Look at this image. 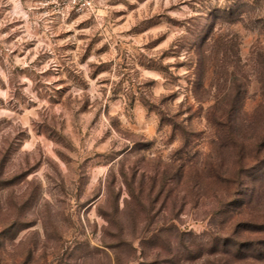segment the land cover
<instances>
[{
	"label": "rangeland",
	"instance_id": "1",
	"mask_svg": "<svg viewBox=\"0 0 264 264\" xmlns=\"http://www.w3.org/2000/svg\"><path fill=\"white\" fill-rule=\"evenodd\" d=\"M263 128L264 0H0V264H264Z\"/></svg>",
	"mask_w": 264,
	"mask_h": 264
},
{
	"label": "built area",
	"instance_id": "2",
	"mask_svg": "<svg viewBox=\"0 0 264 264\" xmlns=\"http://www.w3.org/2000/svg\"><path fill=\"white\" fill-rule=\"evenodd\" d=\"M45 4H51L64 12H84L93 9L98 0H40Z\"/></svg>",
	"mask_w": 264,
	"mask_h": 264
},
{
	"label": "trees",
	"instance_id": "3",
	"mask_svg": "<svg viewBox=\"0 0 264 264\" xmlns=\"http://www.w3.org/2000/svg\"><path fill=\"white\" fill-rule=\"evenodd\" d=\"M226 119H228L226 121V124H227V126L229 125L228 126V129H229L231 127L230 123L232 125V122H233L231 117H230V113H229V115L227 114V118ZM221 123H224V121L222 120ZM234 136H236V135H234ZM253 139H254V144H255V147H256V151L260 152V150L264 147V128L261 131H259L258 133L256 132V135L254 136ZM237 140L239 141V139H237ZM243 146H244V142L241 140L240 141V147L243 148ZM240 173H242V172H240ZM240 173L238 174V176H240V178L237 179L238 184L242 183V178H241Z\"/></svg>",
	"mask_w": 264,
	"mask_h": 264
}]
</instances>
